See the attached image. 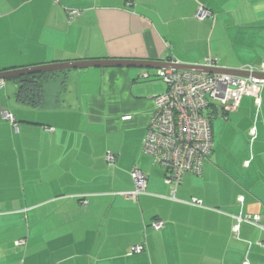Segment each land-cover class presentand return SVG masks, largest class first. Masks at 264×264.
<instances>
[{
    "label": "crops",
    "instance_id": "1",
    "mask_svg": "<svg viewBox=\"0 0 264 264\" xmlns=\"http://www.w3.org/2000/svg\"><path fill=\"white\" fill-rule=\"evenodd\" d=\"M207 59L227 70L264 62V0H0V73ZM157 70L64 71L44 85L41 108L17 103L15 85L0 81V264H264V85L258 109L244 96L214 115L201 174L174 187L141 150L153 99L166 89ZM134 169L145 177L136 202L118 195L133 189ZM246 215L261 228L241 223L236 239L232 217Z\"/></svg>",
    "mask_w": 264,
    "mask_h": 264
},
{
    "label": "built area",
    "instance_id": "2",
    "mask_svg": "<svg viewBox=\"0 0 264 264\" xmlns=\"http://www.w3.org/2000/svg\"><path fill=\"white\" fill-rule=\"evenodd\" d=\"M77 11H70V17L76 16ZM210 13L203 7L199 8L195 18L203 21ZM204 68H217L213 61L205 60L200 66ZM235 71L244 72L248 77L231 74H207L173 69H158L156 77L165 86V91L153 99L154 109L146 132L141 142V150L150 156L154 163L166 171L164 183L178 186L186 173L200 175L203 161L212 151L211 119L214 115L234 112L244 96L251 97L256 109L260 107V89L264 80L252 77V74H264V62L258 66L245 65ZM146 77V76H145ZM210 109V113L207 110ZM4 118L15 123V118L6 113ZM248 135L250 142L256 138V127L253 125ZM115 156L106 155L108 164L115 162ZM244 167L249 162H244ZM134 182L133 189L120 192L118 195L126 200L136 202L139 195L145 192V177L138 170H132ZM174 192L172 191V195ZM242 204V196L236 198ZM190 204L200 206L201 202L192 199ZM231 233L238 239L239 226L247 223L261 228L259 216H233ZM164 226L162 221L150 223L153 230H160ZM24 240L15 242V246H23ZM250 245V243H248ZM262 245V244H259ZM143 246H134L130 253H140ZM241 264H249L244 258Z\"/></svg>",
    "mask_w": 264,
    "mask_h": 264
},
{
    "label": "water",
    "instance_id": "3",
    "mask_svg": "<svg viewBox=\"0 0 264 264\" xmlns=\"http://www.w3.org/2000/svg\"><path fill=\"white\" fill-rule=\"evenodd\" d=\"M122 67H139V68H157V69H173L178 71H189L207 74H231L235 76L248 77L247 73L238 72L235 70L227 69H215V68H204L198 66H182L180 64H165L155 62H133V61H122V60H108V61H80V62H66L59 64H46L42 66H35L30 68H24L19 70H13L8 72L0 73V81L10 80L22 76L69 71L87 68H122ZM252 77L256 79L264 80V74H252Z\"/></svg>",
    "mask_w": 264,
    "mask_h": 264
},
{
    "label": "trees",
    "instance_id": "4",
    "mask_svg": "<svg viewBox=\"0 0 264 264\" xmlns=\"http://www.w3.org/2000/svg\"><path fill=\"white\" fill-rule=\"evenodd\" d=\"M64 71L22 76L9 81L15 85L14 99L17 103L30 108H41L44 104V85L54 80Z\"/></svg>",
    "mask_w": 264,
    "mask_h": 264
}]
</instances>
